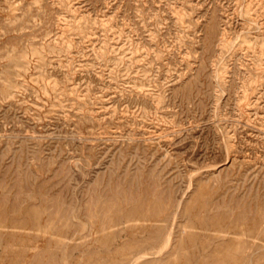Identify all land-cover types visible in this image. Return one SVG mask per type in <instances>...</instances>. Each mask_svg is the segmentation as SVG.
Returning a JSON list of instances; mask_svg holds the SVG:
<instances>
[{"label":"rangeland","instance_id":"1","mask_svg":"<svg viewBox=\"0 0 264 264\" xmlns=\"http://www.w3.org/2000/svg\"><path fill=\"white\" fill-rule=\"evenodd\" d=\"M0 264H264V0H0Z\"/></svg>","mask_w":264,"mask_h":264}]
</instances>
